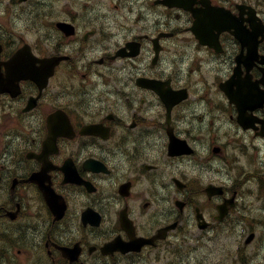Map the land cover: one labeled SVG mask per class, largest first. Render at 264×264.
<instances>
[{
  "label": "flooded vegetation",
  "instance_id": "1",
  "mask_svg": "<svg viewBox=\"0 0 264 264\" xmlns=\"http://www.w3.org/2000/svg\"><path fill=\"white\" fill-rule=\"evenodd\" d=\"M0 16V257L168 264L188 229L199 264H264V104L246 107L264 0H0Z\"/></svg>",
  "mask_w": 264,
  "mask_h": 264
},
{
  "label": "bare ground",
  "instance_id": "2",
  "mask_svg": "<svg viewBox=\"0 0 264 264\" xmlns=\"http://www.w3.org/2000/svg\"><path fill=\"white\" fill-rule=\"evenodd\" d=\"M263 2V1H262ZM3 12V11H2ZM82 13V12H81ZM261 13V12H260ZM262 14V13H261ZM1 17V16H0ZM4 17V16H3ZM21 18V17H20ZM31 19V18H30ZM24 20V19H23ZM38 20V19H37ZM30 21V20H29ZM115 24V23H114ZM113 27V26H112ZM122 27V26H121ZM131 28V27H130ZM43 29V28H42ZM49 29H50V27H49ZM127 30V29H126ZM53 31V30H52ZM117 34V33H116ZM57 35V34H56ZM120 37V36H119ZM85 50V49H84ZM255 69V68H254ZM196 104V103H195ZM214 106V105H213ZM195 107V106H194ZM193 107V108H194ZM201 107V106H200ZM197 109V108H196ZM217 109V108H216ZM232 109V108H231ZM204 110V109H203ZM191 111V110H190ZM216 119V118H215ZM218 122V121H217ZM220 124H221V122H220ZM214 125V124H213ZM217 132V131H216ZM218 133V132H217ZM226 138V137H225ZM253 140V139H252ZM254 142V141H253ZM202 145V144H201ZM200 147V146H199ZM221 148V147H220ZM249 148V147H248ZM253 148V147H252ZM223 150V149H222ZM220 151H221V149H220ZM237 151V150H236ZM260 151V150H259ZM261 153V152H260ZM240 156V155H239ZM242 160H243V158H242ZM243 161H245V160H243ZM254 163V162H253ZM245 164V163H244ZM253 166V165H252ZM263 172V171H262ZM9 183V182H8ZM253 183V182H252ZM246 184V183H245ZM254 184V183H253ZM247 185V184H246ZM249 186V185H248ZM247 187V186H246ZM251 187V186H250ZM252 189V188H251ZM258 189V188H257ZM193 191H198L197 190V188H193ZM252 192H253V190H251ZM252 192H251V195H252ZM194 195H196V192L194 193ZM254 195V194H253ZM191 196H192V194H191ZM236 198V197H235ZM177 203H178V201H177ZM9 206V205H8ZM195 206L196 205H192V208H195ZM244 206H245V204H244ZM85 207V206H84ZM252 207L253 208H251V209H253V214H255L254 216H255V218H261V219H263L262 217H261V215H260V209L261 208H263V202L259 205L258 203H257V201L256 202H252ZM244 208V207H243ZM89 209H90V207H89ZM166 211V210H165ZM167 212V211H166ZM186 213L185 214H183V217H187V219H186V221L187 222H190V223H188L187 225H189V226H193V224L194 223H196L199 227H201V224L202 223H206L207 221L204 219V217L202 216V215H199V217L198 218H196L195 217V215L194 214H189V212L188 211H185ZM176 213V212H175ZM244 213V212H243ZM251 213V214H252ZM169 214V213H168ZM247 214V213H246ZM181 216V215H180ZM29 217H31V216H29ZM252 217V216H251ZM241 219V218H240ZM9 220V219H8ZM24 221V220H23ZM238 221V220H237ZM13 222V221H12ZM16 223V222H15ZM230 223V222H229ZM228 223V224H229ZM263 226V225H262ZM21 227V226H20ZM17 228V227H16ZM168 228V227H167ZM8 229V228H7ZM176 228H173V227H169V230L171 231V230H175ZM183 229V228H182ZM3 230V229H2ZM75 230V229H74ZM4 231H5V229H4ZM7 231V230H6ZM223 231V230H222ZM79 232V231H78ZM165 232H166V228H164V229H161L160 231H159V235H161V234H165ZM187 234V237L189 238V239H192L193 237H192V235H193V232H191V231H189L188 229H184V231H182L181 229H179L177 232H176V235H178L179 237H183L184 235H185V233ZM54 233H55V231H54ZM170 233V232H169ZM7 234V233H6ZM254 234V233H253ZM9 235V234H8ZM255 235V234H254ZM162 236V235H161ZM170 236V235H169ZM58 237V236H57ZM47 239V238H46ZM44 243V242H43ZM24 246V245H23ZM62 246V245H61ZM45 247V246H44ZM38 250V249H37ZM40 250V249H39ZM46 255V254H45ZM168 255V254H167ZM224 259V258H223ZM37 260V259H36ZM97 260V259H96ZM37 262H38V260H37ZM49 262V261H48ZM53 263V262H52ZM47 264V263H46ZM60 264V263H59Z\"/></svg>",
  "mask_w": 264,
  "mask_h": 264
},
{
  "label": "rangeland",
  "instance_id": "3",
  "mask_svg": "<svg viewBox=\"0 0 264 264\" xmlns=\"http://www.w3.org/2000/svg\"><path fill=\"white\" fill-rule=\"evenodd\" d=\"M192 248V247H189ZM180 249V255L176 256L175 264H197V262L194 260L195 255H192L191 253H188V248H182L179 247ZM198 258V256H197ZM36 260L32 258V264ZM17 264H30V258L29 256H26L22 258Z\"/></svg>",
  "mask_w": 264,
  "mask_h": 264
}]
</instances>
